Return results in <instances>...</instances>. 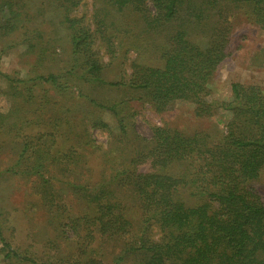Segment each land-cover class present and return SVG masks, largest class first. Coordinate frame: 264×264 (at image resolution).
<instances>
[{"label": "trees", "instance_id": "1", "mask_svg": "<svg viewBox=\"0 0 264 264\" xmlns=\"http://www.w3.org/2000/svg\"><path fill=\"white\" fill-rule=\"evenodd\" d=\"M65 1L69 9L81 3ZM102 1L88 22L65 16L72 33L71 63L64 72L38 71L18 79L0 69L8 81L25 83L26 89L12 94L19 99L27 90V109L37 113L23 124L0 113V134L18 144L17 163L6 173L40 180L37 192L51 206L55 225L54 248L36 251L34 258L8 241L0 214L5 260L264 264V200L252 184L264 170V89L233 82L230 98L219 100L210 87L217 70L242 46L235 42L232 17L245 11L264 29V0ZM9 9L0 30L13 35L18 12ZM36 47L31 43L29 50L37 52ZM40 49L35 54L38 65L47 57L46 49ZM250 52L255 64L264 66V48ZM103 54L111 59L107 64ZM121 58L108 78L105 68ZM68 74L115 93L114 101L100 103L80 92L116 117L118 133L97 117L83 115L77 121L63 115V104L52 95L34 106L32 86L44 84L61 95L68 90L63 80ZM176 101L193 103L197 117L224 112V131L214 137L164 124L151 126V136L144 137L127 124L145 104L163 114ZM93 127L108 130L106 149L95 145ZM94 160L101 167L89 164ZM55 170L65 177L73 211L51 180ZM58 239L73 251L65 255Z\"/></svg>", "mask_w": 264, "mask_h": 264}, {"label": "rangeland", "instance_id": "2", "mask_svg": "<svg viewBox=\"0 0 264 264\" xmlns=\"http://www.w3.org/2000/svg\"><path fill=\"white\" fill-rule=\"evenodd\" d=\"M10 1H12V5ZM80 1V4L69 9L68 2L65 0H0V8L3 7L2 11L0 10V23L3 17L6 19L9 17V8L14 7L18 12V18H16L18 29L15 34H3L0 30L1 73L22 79L38 71L42 73L64 72L71 63L70 39L72 33L65 16L69 15L88 22V19L94 14V8L104 5L102 0ZM68 10H70L69 14ZM232 21L235 26V34L239 36V38L235 36V42L242 46L217 70L210 83L213 97L219 100L230 98L233 82L256 84L264 89V66L256 65L250 52V50L259 51L264 48V29L254 24L245 11L235 13ZM241 37L244 39H240ZM245 37L247 38L245 39ZM31 43L37 44V52L41 50V46L47 50H45L47 57L42 65L35 63L37 52L34 51V48H32L33 51L29 50ZM119 55H122L121 50ZM129 56L133 58L136 54L132 51ZM121 60L122 58L116 59L112 65L105 68L108 78L114 76L115 69H118ZM148 60L151 61L150 58ZM103 61L107 64L111 59L108 55L103 54ZM63 80L67 81L68 90L61 95H58V92L50 91L44 84L32 86L30 92L33 94L32 103L34 106H38L45 97L52 95L59 104H63V111H66L63 115L66 114L69 118L77 121L83 115L94 119L97 117L107 122L112 131L119 132L116 117L110 111L100 109L89 98L80 94V92L88 93L100 103H109V101H114L115 93L100 87L89 86L73 75L68 74ZM25 86V83L8 81L0 74V113L8 114L10 119L17 124H23L27 119L35 120L37 118L36 112L27 109V90H25V96L19 99H16L12 94ZM194 109L195 105L191 102L176 101L173 110L155 114L150 105L145 104L135 120L128 121L127 124L144 137L151 136V126L164 124L182 130L187 129L190 132L195 130L209 132L214 137L224 131L226 118L224 112L211 117H197ZM90 134L98 148L106 149L108 130L93 127ZM16 147H18L17 143L0 134V214H2L5 224L4 233L8 241L12 242L13 246L23 254L26 253L35 258L36 251L48 250L51 252L54 248V244L51 242L55 235V225L51 224L54 221V216L51 214V206L39 198L37 185L40 180L36 177L6 173L9 166L17 163ZM89 164L101 167L97 160L89 162ZM60 171L55 170L56 176H53L51 180L55 182L59 194L62 193L73 211L74 199L71 197L70 191L64 188L65 177ZM83 172L87 175V170H83ZM81 179L84 178L81 176ZM252 184L264 200V170ZM68 205L66 204V209ZM58 242L62 244L61 250L65 255L73 251L72 246L63 240L58 239ZM0 264L27 263L5 260L4 253L0 250Z\"/></svg>", "mask_w": 264, "mask_h": 264}]
</instances>
